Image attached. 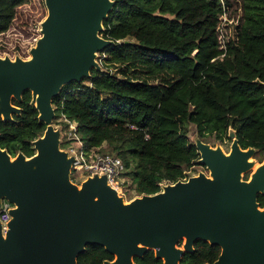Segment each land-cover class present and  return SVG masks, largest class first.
Returning <instances> with one entry per match:
<instances>
[{
    "label": "trees",
    "instance_id": "obj_1",
    "mask_svg": "<svg viewBox=\"0 0 264 264\" xmlns=\"http://www.w3.org/2000/svg\"><path fill=\"white\" fill-rule=\"evenodd\" d=\"M113 1L100 33L113 45L100 53L101 71L64 86L53 100L56 116L64 113L78 124L86 147L107 144V153L124 162L138 197L206 169L189 124L204 143L231 145L235 133L243 150L264 155V0ZM30 2L0 0V40ZM227 14L238 21L224 52L219 27ZM13 105L22 111L13 121L0 119V148L31 158L46 125L30 91ZM258 202L263 209L264 195ZM194 249L181 264H214L222 253L201 240ZM113 260L104 247L89 245L77 263ZM134 263L164 261L149 250Z\"/></svg>",
    "mask_w": 264,
    "mask_h": 264
},
{
    "label": "water",
    "instance_id": "obj_2",
    "mask_svg": "<svg viewBox=\"0 0 264 264\" xmlns=\"http://www.w3.org/2000/svg\"><path fill=\"white\" fill-rule=\"evenodd\" d=\"M113 0H46L48 14L30 59L0 58V119L13 121L26 91L32 93L44 135L31 158H13L0 148V207L11 205L4 232L0 221V264H78L89 245L114 256L104 264H135L155 251L164 264H181L197 241L222 249L214 264H264V163L252 171L255 149L243 150L231 133L228 155L198 139L209 174L164 185L156 195L126 203L106 176L71 182L74 158L60 149L53 100L63 87L101 71L97 58L112 41L100 36ZM254 162V161H253ZM186 240L183 249L178 245Z\"/></svg>",
    "mask_w": 264,
    "mask_h": 264
},
{
    "label": "built area",
    "instance_id": "obj_3",
    "mask_svg": "<svg viewBox=\"0 0 264 264\" xmlns=\"http://www.w3.org/2000/svg\"><path fill=\"white\" fill-rule=\"evenodd\" d=\"M226 20V15L222 17V22ZM221 24L219 27V39L221 50L226 52L227 43L230 39L225 40V35L222 32ZM236 32V30H235ZM234 35L231 39L234 38ZM223 54L220 58H223ZM53 123L55 129H61L62 137L60 149L66 151L70 157H73L71 178L82 179L84 181L93 175H103L107 177L109 185L118 191L119 195H124L129 189L135 191L133 182L126 179V174L129 172L124 162L116 155L107 153L103 147L87 148L85 142L78 131V124L67 117L64 113L56 116ZM0 207V221L4 232L7 230V224L11 219L9 214L10 204H5ZM7 203V202H6Z\"/></svg>",
    "mask_w": 264,
    "mask_h": 264
},
{
    "label": "rangeland",
    "instance_id": "obj_4",
    "mask_svg": "<svg viewBox=\"0 0 264 264\" xmlns=\"http://www.w3.org/2000/svg\"><path fill=\"white\" fill-rule=\"evenodd\" d=\"M48 10L46 7V0H31V2L20 8L18 11L17 18L12 26L11 31L8 35L0 40V43H5L7 40L8 44L6 46H2L0 48H4L6 52H2L0 50V58H9L15 60L17 58H21L25 60V56L27 59L31 58V50L36 46L38 39L42 36V23L44 21V16H47ZM237 17L231 16L230 14L226 15V20H224L221 24L222 32L226 36L225 40L231 39L234 35L235 28L237 25ZM100 56V54H99ZM99 56L97 61H99ZM53 123L56 124V121L53 120ZM195 125L189 124V136L194 143L198 144V138L195 132ZM208 144L211 148L219 149L225 154H229L231 151V145H221L212 141ZM103 150L105 152H109L107 144L103 145ZM254 162V166H262L264 163V155H260L258 152H254V157L252 159ZM204 173L206 175L209 174L207 169H200L198 172L194 173L193 176H199V173ZM255 171L252 169L251 172L244 175V180H250L251 175L254 174ZM126 179L128 181L132 180L131 175L126 174ZM86 180V179H85ZM71 182L79 187H81L82 179H71ZM123 197L126 203L132 202L133 200L139 198L133 189H129V191L125 192L124 195H120ZM5 204H8L5 202ZM186 240H183L179 243L178 247L183 249Z\"/></svg>",
    "mask_w": 264,
    "mask_h": 264
},
{
    "label": "bare ground",
    "instance_id": "obj_5",
    "mask_svg": "<svg viewBox=\"0 0 264 264\" xmlns=\"http://www.w3.org/2000/svg\"><path fill=\"white\" fill-rule=\"evenodd\" d=\"M227 155V154H226ZM253 157H254V155L251 157V159H250V162L252 163V169H254V171L256 172L261 166H258V165H255L254 166V164H253Z\"/></svg>",
    "mask_w": 264,
    "mask_h": 264
}]
</instances>
